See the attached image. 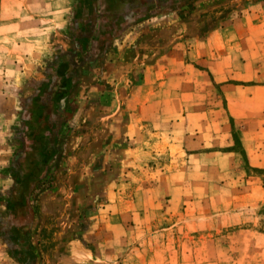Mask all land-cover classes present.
Returning a JSON list of instances; mask_svg holds the SVG:
<instances>
[{"label":"rangeland","instance_id":"rangeland-1","mask_svg":"<svg viewBox=\"0 0 264 264\" xmlns=\"http://www.w3.org/2000/svg\"><path fill=\"white\" fill-rule=\"evenodd\" d=\"M102 1L104 6L110 3L91 0L99 10L88 20L110 25L116 21L115 26L123 23L121 18L128 22V10L122 8L127 0H114L103 11ZM239 1L236 8L257 0ZM87 2L72 1L65 15L69 27L52 31L34 76L21 77L19 70L5 66L0 55V264H47L46 257L53 252L60 260L51 264H70L79 246L98 252L100 260L87 264H264V168L248 163L239 135L242 127L226 117L221 102L216 109L223 118H203L200 131L191 136L194 142L184 140L182 146L168 138L166 148L154 152L146 166L139 165L141 159L129 167V160L110 161L109 173H95L92 181L83 184L86 189L59 200L57 216L47 213L44 202L59 185L58 177L69 174L64 161L75 151L73 147L86 146L76 140L86 124L72 118L74 103L59 109L57 98L45 92L46 86L38 92L37 102L44 103L43 108L26 101L43 74L41 68L55 52L68 47L67 28L73 27L76 15L86 14L79 10L88 9ZM233 4L203 0L193 7L183 6L180 12L199 16L193 27L204 31L220 25V19L226 21ZM213 5L220 7L209 12ZM214 93L220 99V89ZM210 105L202 102L204 109ZM30 111L55 117L49 163L32 175L28 172L40 158L41 148L28 134L29 125L35 123ZM79 151L84 150H77L81 155ZM28 242L33 244L31 253ZM102 259L105 262H99Z\"/></svg>","mask_w":264,"mask_h":264},{"label":"crops","instance_id":"crops-1","mask_svg":"<svg viewBox=\"0 0 264 264\" xmlns=\"http://www.w3.org/2000/svg\"><path fill=\"white\" fill-rule=\"evenodd\" d=\"M72 1L0 0V55L5 66L19 70L21 77L34 76L52 31L68 26L65 15ZM202 1L190 3L193 7ZM230 1L235 7L230 17L204 31L194 28L199 16H184L182 7L136 22L121 18L120 30L125 28L120 33L116 21L110 25L88 20L98 13V5L76 15L73 27L67 28L68 47L44 63V75L37 81L48 86L45 92L57 98L59 109L74 103L72 118L86 124L76 137L86 146L73 147L63 163L70 168L68 176L58 177L59 185L44 202L49 215L57 216L59 200L86 189L83 184L95 173H109L110 161L129 160V167L141 159L139 165L146 166L154 152L166 148L168 138L182 146L184 140L194 142L191 136L200 131L203 118H223L216 109L219 102L226 117L242 127L239 135L248 163L264 168V0L238 8L239 0ZM218 88L220 99L214 93ZM206 101L213 105L204 109ZM79 148L84 150L81 155L76 154ZM32 250L31 243L27 251ZM56 253H49L47 264L60 260L54 258ZM97 257V251L79 246L69 262L87 264L100 260Z\"/></svg>","mask_w":264,"mask_h":264},{"label":"trees","instance_id":"trees-1","mask_svg":"<svg viewBox=\"0 0 264 264\" xmlns=\"http://www.w3.org/2000/svg\"><path fill=\"white\" fill-rule=\"evenodd\" d=\"M87 1L90 4V5L88 4L87 10L93 9L94 6L91 0H87ZM107 1H110V3L106 4V6H104V2L102 1V6H101L102 8H100V10L102 9L103 11L105 10V8L108 9L110 6H113L111 2H114V0H107ZM127 1H128L127 3L122 4V8L123 9L125 8L128 10L127 19L128 20L130 19L131 22H136L144 18H147L149 16L162 13V12H168L174 9H178L179 7L186 6L190 4L191 2V0H127ZM81 11L82 9L79 10V12ZM120 29H121V25H117L115 28L116 32H118ZM47 87L48 86H46V88ZM42 88H44L43 85L41 86V83L38 82V84L36 85L35 92L26 101L27 105L33 104L36 106H42V108L44 107L43 105L44 103L42 104V103L37 102V100H39L38 99L39 97H38V93H36V90H41ZM30 112L34 114L33 117L35 120V123H34L35 125L34 124L29 125L30 130L28 131V134L29 136L32 137L33 140H35V142L38 143V145L41 148V151L39 153L40 158L35 159V161H33L34 162L33 167L28 172V175L30 174L32 175V173H34L38 169V167L39 168L46 167L47 160L49 159L50 153H51L49 152L50 147H51V146L49 147V145H51V143L52 142L54 143L55 141V130L53 129V126L55 125V120L53 118L55 117L52 115H50L49 118L44 117L42 111H38V112L30 111ZM40 125H42L41 133H39V128H38L40 127ZM7 204H10V203H7Z\"/></svg>","mask_w":264,"mask_h":264}]
</instances>
